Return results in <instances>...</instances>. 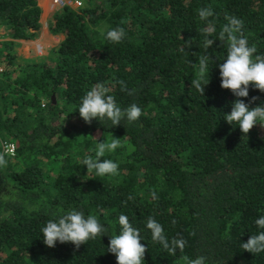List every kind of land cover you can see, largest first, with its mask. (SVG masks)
I'll list each match as a JSON object with an SVG mask.
<instances>
[{"label": "trees", "instance_id": "16d2710c", "mask_svg": "<svg viewBox=\"0 0 264 264\" xmlns=\"http://www.w3.org/2000/svg\"><path fill=\"white\" fill-rule=\"evenodd\" d=\"M78 1L52 13L48 31L63 38L37 61L21 56L15 40L36 39L38 0H0V151L1 142L15 144L0 168V264H116L107 246L122 214L148 248L144 264H185V255L205 256L206 264H264V252L241 246L264 231L255 224L264 216V126L245 135L226 121L238 98L220 86L227 44L217 38L235 16L254 55H264V0ZM202 7L215 13L209 49ZM116 27L126 32L120 43L106 39ZM204 54L212 60L202 95L190 86ZM119 80L135 93L121 91ZM97 83L112 89L118 106L135 103L143 115L114 127L86 123L78 107ZM239 99L251 109L264 104V92L250 85ZM112 136L121 146L103 159L118 163L119 175L87 173L82 159ZM72 208L96 215L107 234L79 249L46 246L41 229ZM150 216L169 239L187 241L183 252L171 256L151 239Z\"/></svg>", "mask_w": 264, "mask_h": 264}, {"label": "clouds", "instance_id": "9594fccd", "mask_svg": "<svg viewBox=\"0 0 264 264\" xmlns=\"http://www.w3.org/2000/svg\"><path fill=\"white\" fill-rule=\"evenodd\" d=\"M199 19L205 22L206 27L203 32L206 39L203 42L205 49L213 45V39H209L216 32L215 24L209 19L215 15L211 7H202L198 10ZM219 32L218 39L227 44L226 58L219 64L221 78V88L231 90L238 98L232 104L230 114L225 115L229 124L239 126L245 135L258 122L264 126V104L254 108L249 107L240 97L249 96V86H254L264 92V55H254L257 52L255 45L249 46L248 39L243 34V20L235 16L226 17ZM126 37L123 27H116L106 32V39L112 43H120ZM191 41H186L190 46ZM184 50L183 48L181 49ZM212 60L208 54L198 58V71L191 80L190 88H195L202 95L204 94L205 76L209 74V61ZM191 63V62H190ZM121 86V91H127L129 95L135 93V89L128 91L127 84L123 80L117 81ZM111 88L103 83L93 85L82 97L78 107L80 117L88 124L95 119L100 122L108 120L112 127L120 125L122 121L132 123L137 121L142 115V109L135 103L126 108L118 106L113 95L109 94ZM258 97H252L250 103L255 102ZM120 139L112 136L110 141L98 142L95 148V155H86L82 163L87 168V173L94 172L96 176H116L119 175V165L111 159H103L106 153H113L120 147ZM8 160L6 153L0 152V168L7 167ZM153 199H157L155 191L151 193ZM131 199V197H129ZM120 232L118 235L110 236L107 252L116 257V264H144L145 253L148 248L141 243L140 230L130 223L126 215L119 216ZM259 229H264V216L255 220ZM146 228L151 232V239L161 245L165 252L175 256L177 250L183 252L187 241L182 236L169 239L161 223L155 218L149 217ZM107 227L100 224L96 215H87L75 208L68 210L57 219L48 220L46 226L41 229L43 242L48 247H55L56 242L61 244L71 242L76 249L82 244H87L89 240H95L107 234ZM244 251L252 254L264 252V231L251 235L246 243H241ZM185 264H206L205 256L189 258L183 256Z\"/></svg>", "mask_w": 264, "mask_h": 264}, {"label": "rangeland", "instance_id": "374dc122", "mask_svg": "<svg viewBox=\"0 0 264 264\" xmlns=\"http://www.w3.org/2000/svg\"><path fill=\"white\" fill-rule=\"evenodd\" d=\"M72 1H75V0H72ZM38 4L40 5L41 12H43V13H42V15H40V20H39L40 27H39L37 36L38 37L42 36L43 41H44V38L52 35L48 32V30L45 29V25L48 24V22L50 21V17L52 15V13L57 8L62 7V6H60V4H58L54 0H38ZM74 5L75 4L72 3V7H75ZM77 6L78 5H76V7ZM34 43L35 42L28 43V44L26 42L24 44L22 43V46L19 49V54L21 56L26 57V58L35 59L37 61H44V59H48L47 55H48L49 50L57 45V44H55L54 46H49L48 48H46L47 46H44V47L42 46V48H40L39 44L43 45L42 43H35V45H34ZM0 152L4 153L2 148H1ZM7 156L13 157L14 155L6 154V157Z\"/></svg>", "mask_w": 264, "mask_h": 264}, {"label": "crops", "instance_id": "0c3cea01", "mask_svg": "<svg viewBox=\"0 0 264 264\" xmlns=\"http://www.w3.org/2000/svg\"><path fill=\"white\" fill-rule=\"evenodd\" d=\"M40 6V5H39ZM43 12H41L40 15H42ZM42 18V17H41ZM40 20V18H39ZM45 29L48 30L47 28V24L45 25ZM49 32V31H48ZM4 33V30L1 29L0 30V34H3ZM63 38V36L60 34H57V35H50V36H47L46 38H44V41H43V37L42 36H37L36 39L34 40H23V39H17L15 40L16 42V46H15V49L19 52V49L20 47L22 46V43L24 44L25 42L28 44V43H42L43 45L39 44L40 45V48H42V46H47L46 48H48L49 46H54L55 44H58V42ZM34 43V45H35Z\"/></svg>", "mask_w": 264, "mask_h": 264}, {"label": "built area", "instance_id": "2783aa9c", "mask_svg": "<svg viewBox=\"0 0 264 264\" xmlns=\"http://www.w3.org/2000/svg\"><path fill=\"white\" fill-rule=\"evenodd\" d=\"M55 2H57L58 4H60V6H64V5H70L72 6V3H74L75 7L76 5H80V1L78 0H75V1H72V0H54ZM2 39L0 38V41ZM5 69V66H4V61L1 57V52H0V76L2 74V72L4 71ZM1 148L3 149V152L8 154V155H15V144L12 143L11 141L8 142V141H4V142H1ZM8 157V156H7Z\"/></svg>", "mask_w": 264, "mask_h": 264}]
</instances>
